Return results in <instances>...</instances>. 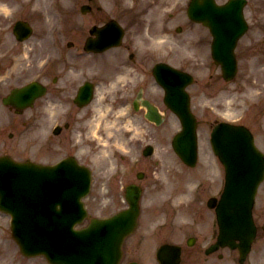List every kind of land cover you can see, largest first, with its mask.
<instances>
[{"label": "rangeland", "instance_id": "obj_1", "mask_svg": "<svg viewBox=\"0 0 264 264\" xmlns=\"http://www.w3.org/2000/svg\"><path fill=\"white\" fill-rule=\"evenodd\" d=\"M257 34H258V32H254V33L250 34V35L248 36L246 42L254 41L255 38H256V36H257ZM246 42H245V43H246ZM246 64H247V63L245 62V63H244L245 67H246ZM251 67H253V66H252L251 64H249V67H248V68H251Z\"/></svg>", "mask_w": 264, "mask_h": 264}]
</instances>
